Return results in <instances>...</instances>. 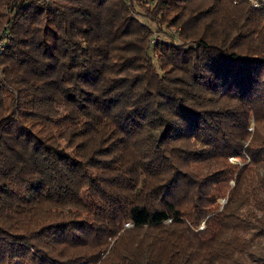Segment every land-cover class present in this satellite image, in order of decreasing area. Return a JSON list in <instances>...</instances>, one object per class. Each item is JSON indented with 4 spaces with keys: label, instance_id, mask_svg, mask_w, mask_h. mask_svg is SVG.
<instances>
[{
    "label": "trees",
    "instance_id": "trees-1",
    "mask_svg": "<svg viewBox=\"0 0 264 264\" xmlns=\"http://www.w3.org/2000/svg\"><path fill=\"white\" fill-rule=\"evenodd\" d=\"M1 31L0 264H264V0H0Z\"/></svg>",
    "mask_w": 264,
    "mask_h": 264
},
{
    "label": "rangeland",
    "instance_id": "rangeland-1",
    "mask_svg": "<svg viewBox=\"0 0 264 264\" xmlns=\"http://www.w3.org/2000/svg\"><path fill=\"white\" fill-rule=\"evenodd\" d=\"M142 22L144 24H147L148 26H151L153 29H154V35L152 37V40H150V45L152 44H155V43H158L160 41H169V38H174L176 41H178V38H177V31L175 28H170V29H167L166 30V34H159L156 30V27L154 25H151L149 21H147L146 19H142ZM179 32V31H178ZM3 31L0 32V42L6 41L5 38H3ZM149 45V46H150ZM149 54L150 56L154 57L155 58V52L154 50L150 47L149 49ZM3 57V56H2ZM1 63H2V58H1ZM3 70V67L1 66L0 64V72H2ZM254 128H255V123H254V120L251 121V126H250V131L251 132H254ZM230 164L232 165H239L240 167H242L241 163L237 160H234L232 159L230 161ZM78 196L82 199V200H87V189L85 187L81 188V190L79 191L78 193ZM226 204V201L224 200H220L219 201V205H221L222 207ZM205 229V226L204 224L202 225V227L200 228V231H203Z\"/></svg>",
    "mask_w": 264,
    "mask_h": 264
},
{
    "label": "built area",
    "instance_id": "built-area-1",
    "mask_svg": "<svg viewBox=\"0 0 264 264\" xmlns=\"http://www.w3.org/2000/svg\"><path fill=\"white\" fill-rule=\"evenodd\" d=\"M3 38H7V33L6 32H3ZM4 52H5V43H4V41L2 42H0V64H1V58H2V56H3V54H4Z\"/></svg>",
    "mask_w": 264,
    "mask_h": 264
}]
</instances>
